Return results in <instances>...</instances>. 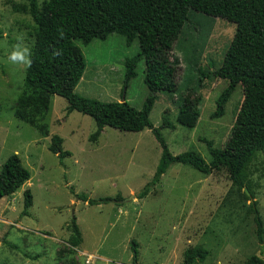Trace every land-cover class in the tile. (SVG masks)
<instances>
[{
	"label": "rangeland",
	"instance_id": "1",
	"mask_svg": "<svg viewBox=\"0 0 264 264\" xmlns=\"http://www.w3.org/2000/svg\"><path fill=\"white\" fill-rule=\"evenodd\" d=\"M41 1L36 0L38 5ZM20 4L27 0H0V167L15 154L29 178L0 198V264H184V249L194 245L207 253L192 264H241L250 255L264 261V149L241 169L248 194L229 179L223 165L203 174L171 163L139 197L160 153L149 129L123 132L104 126L96 141H89L93 120L76 111L65 113L66 101L58 95L50 96L38 121L45 124V133L13 116L26 65L13 63L10 55L19 45L28 57L34 30L29 14L13 9ZM233 32V23L189 10L168 55L175 66L176 90L157 92L148 114L171 154L193 150L207 163L209 153L200 138L218 148L226 140L242 99L241 86L234 87L223 114L211 118L226 81L204 77L197 82V77L201 70L219 66ZM74 43L84 60L74 92L100 101L123 97L132 107H141L147 93L142 59L123 86L124 59L138 51L136 39L127 46L112 33L104 40ZM183 98L196 99L199 108L191 128L175 122ZM162 115L173 129L160 127ZM52 135L61 137L69 156L59 160L48 150ZM25 189L31 203L24 209ZM75 194L92 199L119 194L121 200L88 205ZM252 203L262 221V243L256 240ZM72 216L81 238L76 247L67 242ZM130 240L137 244L135 259Z\"/></svg>",
	"mask_w": 264,
	"mask_h": 264
},
{
	"label": "trees",
	"instance_id": "2",
	"mask_svg": "<svg viewBox=\"0 0 264 264\" xmlns=\"http://www.w3.org/2000/svg\"><path fill=\"white\" fill-rule=\"evenodd\" d=\"M13 6L17 12H27L34 24L33 44L28 55L31 65L24 69L22 91L15 100L13 116L16 119L45 133V124L38 121L48 109L50 96L58 95L66 101L65 113L76 111L93 120L95 129L88 136L89 141H96L104 126L123 132L149 129L160 153L151 178L139 191V197L158 183L171 163L189 165L203 174L223 165L229 179L239 189L245 188L241 169L255 153L264 149V0H42L40 5L36 0H27V4ZM189 10L234 24L233 35L219 66L198 73L197 82L204 77L226 81L215 98L210 117L223 114L224 105L236 84H240L242 90V99L221 147H213L211 140L200 138L209 153L207 163L193 150L171 154L158 128L153 127L148 118L156 93H174L176 90L175 66L168 60V55L181 27L188 21ZM112 33L122 36L127 46L137 40L138 51L124 59L123 86L135 75L136 63L142 59V80L147 93L139 109L124 99L100 101L74 92L84 69L82 54L74 41L87 44L92 39L104 40ZM198 115L196 99L183 98L175 122L191 128ZM160 127L173 129L174 125L162 115ZM61 142V137L52 135L48 145V150L59 160L70 154L61 148ZM28 178L29 172L18 156L9 155L0 167V198L12 194ZM22 195L25 209L31 203L29 190L25 189ZM75 197L88 205L121 200L119 194L113 198L92 199L84 194H75ZM251 212L256 240L262 243V221L253 203ZM67 229V242L76 247L81 238L73 216ZM136 246V242L130 240L132 259L136 256ZM206 253L200 245L187 247L183 251V263L201 261ZM241 264H264V261L257 255H250Z\"/></svg>",
	"mask_w": 264,
	"mask_h": 264
},
{
	"label": "clouds",
	"instance_id": "3",
	"mask_svg": "<svg viewBox=\"0 0 264 264\" xmlns=\"http://www.w3.org/2000/svg\"><path fill=\"white\" fill-rule=\"evenodd\" d=\"M17 50H14L11 55L10 59L13 63H18V64H24V65H31V60L25 56V52L28 50L24 48L23 50H19V45L16 46Z\"/></svg>",
	"mask_w": 264,
	"mask_h": 264
},
{
	"label": "water",
	"instance_id": "4",
	"mask_svg": "<svg viewBox=\"0 0 264 264\" xmlns=\"http://www.w3.org/2000/svg\"><path fill=\"white\" fill-rule=\"evenodd\" d=\"M123 99V97H121V100ZM244 189V191L248 194V192L246 191V189L245 188H243Z\"/></svg>",
	"mask_w": 264,
	"mask_h": 264
}]
</instances>
